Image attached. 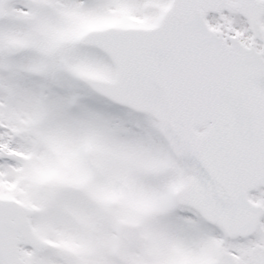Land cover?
Wrapping results in <instances>:
<instances>
[{
    "label": "snow or ice",
    "instance_id": "1",
    "mask_svg": "<svg viewBox=\"0 0 264 264\" xmlns=\"http://www.w3.org/2000/svg\"><path fill=\"white\" fill-rule=\"evenodd\" d=\"M0 264H264V0H0Z\"/></svg>",
    "mask_w": 264,
    "mask_h": 264
}]
</instances>
